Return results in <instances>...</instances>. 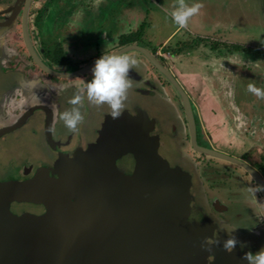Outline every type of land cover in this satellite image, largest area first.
Returning a JSON list of instances; mask_svg holds the SVG:
<instances>
[{"label":"water","instance_id":"water-1","mask_svg":"<svg viewBox=\"0 0 264 264\" xmlns=\"http://www.w3.org/2000/svg\"><path fill=\"white\" fill-rule=\"evenodd\" d=\"M132 50L140 51L177 89L194 149L239 164L257 185H264L261 173L245 160L198 144L189 94L149 48L132 43L110 54ZM129 77L136 93L157 95L138 65ZM9 82L2 75L0 87L7 90ZM63 90L68 88L49 86L47 106H32L0 127V136L17 130L0 143V264H248L243 254L262 248L254 241L243 251L238 245L231 253L223 248L228 236L196 199L194 185L200 180L183 143L171 157L162 155L156 131L161 120L138 101L126 100L122 115L113 119L107 104L89 106L85 98L86 117L91 107L95 111L96 134L90 143L56 141L51 129ZM38 109L48 115L46 142L31 138L25 126ZM172 112L164 122L171 137L183 140L182 123ZM25 137L31 141L29 153L8 150L9 143ZM212 203L217 212L228 209L219 199ZM25 204L33 209L20 208ZM246 214L238 215L246 219ZM243 229L260 239L256 224ZM205 237L219 239L211 252L200 246Z\"/></svg>","mask_w":264,"mask_h":264},{"label":"flooded vegetation","instance_id":"flooded-vegetation-1","mask_svg":"<svg viewBox=\"0 0 264 264\" xmlns=\"http://www.w3.org/2000/svg\"><path fill=\"white\" fill-rule=\"evenodd\" d=\"M103 1L105 0H102V2ZM154 1L157 2V0ZM102 2L100 3L99 7H95L94 0H0V85L2 84V75H8L10 79L9 84H7V90L4 91L0 87V95L2 93L0 96V127L2 125L15 122L17 120V116L22 115L32 106L39 104L47 106L49 99V86H62L67 87L68 90H63L60 92V114L58 120L52 123V135L54 139L59 142H73V140H83V142L87 141L86 143H90V140H92L96 134L95 123H93L95 122L93 115L95 111L92 110L91 107V111L89 113L87 112L88 117H86V107H82V104L85 105L84 99L87 98L86 92L84 93L82 104L79 106L80 111L84 116V120L78 125L76 131H69L64 122L60 119L61 113L72 107L68 101L73 96L74 92H76L78 89H83L84 84L92 79V68L88 70L84 69L91 63H94L96 59L102 55H108L111 52L128 44L134 43L140 45L143 33L142 25L146 23L144 20L143 23L140 24L141 30L139 29V26L135 27L134 30H130V32L127 34H121L119 36V43L117 45L107 49L104 48V50L100 48L99 44L93 45L95 43L92 44L90 42L85 44L80 43L79 39L76 38V36L73 37V35L75 31L79 30H77V27L80 26V20L82 19V16H84V13L88 12L89 10H94L97 8L103 9L105 4L102 5ZM67 16L72 18L70 22H65L64 18ZM97 24L98 23H96L95 20H92L86 25L90 30H93L94 26ZM49 28L51 29L52 35L48 32ZM130 35L135 37L134 41L132 42H129ZM87 37L89 38V36ZM171 37H169V39ZM207 37L208 36L204 34H197V37H193L191 39L193 41H191L192 43L185 42L182 44V46L184 45L186 47L188 45L194 44V46L200 47L199 45L204 43L203 45L206 47L210 46V49H214L215 44L221 41L227 48L229 47V52L227 55H224L221 51H216L217 53L212 51L214 54H212V57H216L217 59L215 68L222 71L224 70V72H222L219 77H227V82L231 84L233 83L235 85L233 71L237 72V63L241 62L235 53L241 50V46L239 45L234 47L235 43L233 41L228 42L221 36L216 39L213 36H210V39L213 40V43L208 45V42L205 40ZM163 42L157 47L153 48L151 51L156 56V58L173 73L171 68L168 67L165 62H167L169 58H175L176 56L180 55L182 53V46L179 45L180 47L177 46L174 48L170 45L169 41L165 44H163ZM86 44L87 47H93V49L90 48L84 54V57H82L81 50L82 47L86 46ZM178 49L180 51H178ZM141 60L143 61L144 59ZM146 60L149 63L146 70L148 71V74H150L147 79L153 84L152 90L155 89L163 95L172 93L173 96L170 97L171 102L174 103L178 110H182V112H179L185 128L184 138L188 143V147L194 153L193 155L195 157H193V159L195 162L205 164V166L202 167L201 176L204 183L206 184V189L208 190L211 187H220L227 184V181L235 182V184L232 185L235 196L240 193L241 198L243 197L245 201L251 203V207L254 205L257 208V211L255 210L256 212H253L252 210V214L256 218V228H259L262 232H264V220H261L262 217L264 218V204L262 205L261 202H258V197L264 201V196L261 192H258V194L255 193V195L254 191H252V189L257 186L255 181L250 177L245 169L242 172H238L237 166L236 168H228L225 165L227 168H225V170H221L217 167L219 166L218 164L211 161H216V159H219V161L216 162L221 164L220 160L225 159L207 155L194 149L191 142V134L185 110L179 93V97H175L176 93L173 92L172 83L148 60V58H146ZM225 60L234 62V65L225 66ZM139 64V67L143 69L145 65L140 62ZM175 77L178 79L177 75H175ZM178 81L184 87L183 83L179 79ZM17 83L19 84L18 87L16 86ZM3 86L6 87V84ZM184 89L191 98L193 109L196 106L198 112V106L193 98V95L187 88L184 87ZM230 91L228 93L224 92L218 96L219 100H222L221 103H223L225 108L227 115L226 122L230 123L229 127L235 130L236 127H239V125L244 126L245 132L247 134L246 136H252L250 134L251 130L247 129V126L249 123L253 124L257 122L260 123L259 126L262 125L264 121V108L262 109V106L260 109L257 108V102H253L254 98H252L253 100H245L253 107V109H255L253 111L255 113L252 116H249L246 113L245 116H242L241 108L243 107V104L242 102H237L235 99H233L235 91L233 93ZM69 94L70 96H68ZM226 96L230 97L229 102L232 104L233 110H230L226 105L227 103H224L227 99ZM256 97L257 96H255V98ZM260 102H264V99L260 100ZM89 106L92 105L89 103ZM4 111L6 113H4ZM197 112L194 109L197 125L198 144L217 149L245 160L254 166L264 178V162L262 164H258L254 159L248 156L250 154L244 153L239 155L235 153L234 150L231 153L228 150H225V148L223 149L221 145H218L216 142L212 141L211 133L204 130ZM5 116L7 117L5 118ZM247 116L249 118H247ZM47 117L48 115L45 110L38 109L29 118L25 126L30 131L31 138L35 136L36 139L46 142V124H48ZM261 127L260 129H263V127ZM16 132L17 130L0 136V143L7 137L16 136ZM56 152L58 154V150H56ZM237 165L240 166L239 164ZM209 166L213 169L210 174L208 173Z\"/></svg>","mask_w":264,"mask_h":264},{"label":"rangeland","instance_id":"rangeland-1","mask_svg":"<svg viewBox=\"0 0 264 264\" xmlns=\"http://www.w3.org/2000/svg\"><path fill=\"white\" fill-rule=\"evenodd\" d=\"M186 3L188 5L193 3H201L203 7L200 9L197 15L189 19L186 28H178L176 30V32L168 40L170 45L176 48L179 45L182 46V44L185 42L192 43L193 41L191 39L193 37H197V34L207 35L208 37L205 40L208 42L207 44L210 45L213 43V40L210 39V36L215 35L213 32L218 33L217 35H219V37H228L231 39V41L235 43L234 47L240 45L241 50L235 53L241 62L237 61L239 62L237 63V72L233 71L235 78V94L233 99H235L237 102H243L245 100L248 101L249 99L254 98L253 102H257V108L260 109L262 106L263 109L264 102H260L262 99L258 97L255 98V95L249 92L247 88L249 84H255L257 88L264 89V0H186ZM102 5H104L103 9L97 8L94 10H89L88 12L84 13V16H82V19L80 20V26L77 27V30H79L75 31L73 35V37L76 36V38L79 39L80 43L85 44L90 42L92 44L95 43L93 45L99 44L100 48L103 50L104 48L107 49L113 47L119 43V36L121 34L129 33L130 30H134L135 27H139L140 24H142L145 20L146 23L142 25L143 33L140 45L146 46L152 50L162 43L168 37V35H170L172 31L178 27V25L173 22L171 16L169 15L176 5V0H157V2L154 0H105L102 2ZM71 19L72 18L69 16L64 18L65 22H70ZM92 20H95V22L98 24L94 26L93 30H90L86 24ZM197 24H203V26L199 27ZM139 29L141 30V26ZM48 32L52 35L50 28ZM87 36H89V38ZM203 44L204 43L200 44V47L194 46V44L188 45L186 47L184 45L182 46V53L179 59L182 61L178 60L179 62L176 63V66L181 72L184 73L186 71H190L191 69L198 68L207 69L206 64L210 61V59H212V51H214V53H217L216 51H221L224 55H227L229 52V47L227 48L221 41L217 42L216 44L214 42V49H210V46L206 47ZM90 48L93 49V47H87V44L86 46L82 47L81 56L84 57V54ZM126 54L139 58L137 59L138 62L145 65L142 69L145 77L150 76L146 70L149 63L146 60V57L140 51L132 50L126 52ZM166 54L168 55L167 52ZM190 56L192 60L189 62L187 61V57L190 58ZM141 59L144 60L142 61ZM224 62L225 66L234 65V62L230 60H225ZM165 63L171 68L174 75H177L178 79L180 80L179 75L173 70L174 64L172 62V58H169ZM210 68L212 67L210 66ZM133 84L134 82L132 85ZM132 87L128 90L127 101L129 102V99L138 101L148 110L151 116L156 117L158 121L161 120L156 127V131L161 137V146L159 148L160 153L167 157H171L174 154V149H176V146L179 147L183 143L182 149L192 160V165L200 180L198 181V184L195 182L194 185V194L196 199L198 203L204 207L212 215V217H214V219L216 218L215 220L218 222L221 232L228 237L229 235L236 236L237 239L244 245H246L248 241H254L258 245L260 243L262 248H264V232H262L259 228H256V232H260L259 239L257 238L258 236L253 234V232H250V230L246 231L243 229L248 224H252L254 226L256 223V218L251 213V211H257V208L254 205V207H251V203L245 201L243 197L241 198L240 193L235 196L232 186L235 184V182L227 181V184L220 187H211L208 190L206 189V184L204 183L201 176L202 167L205 166V164L198 162L196 163L193 159V157H195L193 155L194 153L188 147V143L184 138L185 128L180 116V112H182V110H178V108L175 107L174 103H172L170 100V97H172L173 94L169 93L167 95H163L159 93V91H156L157 95L155 96L140 95L136 93ZM172 89L173 92L176 93L175 97H179L178 92L173 85ZM196 97H198V95H193L197 106H199ZM226 97L227 99L224 103H227V107L230 110H233L232 104L229 102L230 97ZM194 109L197 112L196 106ZM169 111H175L179 116V120L182 123L183 140L178 138L174 139L168 132V125L164 122V117L166 118V116L169 114ZM37 142L34 143L40 144L39 140H37ZM29 143H31L29 137H25L21 138L19 142L17 140L16 143L11 142L7 146L12 147H8V150L12 151L13 153L22 154L24 152L29 153V151H26L27 148L31 149V144ZM222 148L226 149V147L223 146ZM41 150L44 151L45 149L43 148ZM228 151L231 153L233 152L231 149ZM1 155H3L2 152H0V159L3 157ZM170 160H172V158H170ZM216 161H219V159H216ZM216 161L212 160L211 162L218 164L219 166L217 167L221 170H225L227 167L236 168L237 166L238 172L244 171V168L234 164L233 162L220 160V164ZM208 171L206 172L210 174L213 169L209 166ZM255 193L258 194L257 192H254V194ZM217 199L222 201V203L226 205L228 209L223 212H217L212 203ZM258 202H261L262 205L264 204V201L261 198L259 199V197ZM29 205L25 204L20 208L28 210L33 209V207ZM239 212L247 213L246 219L239 217ZM261 220H264V218L262 217ZM238 246L240 247L239 244ZM240 249L243 251L244 246L240 247Z\"/></svg>","mask_w":264,"mask_h":264},{"label":"clouds","instance_id":"clouds-1","mask_svg":"<svg viewBox=\"0 0 264 264\" xmlns=\"http://www.w3.org/2000/svg\"><path fill=\"white\" fill-rule=\"evenodd\" d=\"M102 0H94V6L99 7ZM203 7L201 3L188 5L186 0H176V5L169 13L173 22L180 28H186L189 19L197 15ZM135 56L123 52L110 55H102L96 59L92 68V79L84 84L83 89H78L69 99L68 103L72 107L61 113L60 119L64 122L69 131H76L79 124L84 120L80 111V105L86 92L87 100L91 105L101 106L107 104L111 109L110 115L113 119H118L124 109V102L127 100L128 90L132 87L129 72L138 65ZM247 90L260 99H264V89L257 88L255 84H249ZM254 192H264V185H257ZM219 244V239L209 240L205 237L201 242V248L211 252V245ZM243 247L236 236L229 235L223 242V248L231 253L237 245ZM242 259L248 264H264V248L255 253L249 251L243 254Z\"/></svg>","mask_w":264,"mask_h":264},{"label":"crops","instance_id":"crops-1","mask_svg":"<svg viewBox=\"0 0 264 264\" xmlns=\"http://www.w3.org/2000/svg\"><path fill=\"white\" fill-rule=\"evenodd\" d=\"M200 24H197V26L202 27L203 24ZM178 28L179 26L168 35L163 44L168 42L169 37H171ZM213 33L215 34L213 36L215 39L219 37V35H217L218 33ZM223 39L231 42V39L228 37ZM180 57L181 54L172 58L174 64L173 70L179 75L181 82L189 92L192 95H198L196 98L199 104V119L204 130L211 133L212 141L216 142L218 145L226 147L225 150H234L235 153L239 155L248 153L250 154L248 156L254 159L255 162L262 164L264 162V121L261 125L263 129H260L261 126H259V122L253 124L249 123L247 129L251 130L250 134L252 135L249 137L246 136L247 134L244 126L239 125V127H236V130L229 127L230 123L226 122L227 115L225 108L223 103H221L222 100L220 101L218 96L224 92L228 93L230 90V92L233 93L235 87L233 83L231 84L227 82V77H219L224 70L222 71L215 68V63L217 62L216 57H212V59L206 64L207 69H191L184 73L176 66L177 62L182 61L179 60ZM191 60V56L190 58L187 57V61L190 62ZM210 66L212 68H210ZM242 104V116H245L246 114L249 116L254 115L255 112L253 111L255 109H253L250 104L246 101H243ZM247 118L249 117L247 116Z\"/></svg>","mask_w":264,"mask_h":264},{"label":"trees","instance_id":"trees-1","mask_svg":"<svg viewBox=\"0 0 264 264\" xmlns=\"http://www.w3.org/2000/svg\"><path fill=\"white\" fill-rule=\"evenodd\" d=\"M134 38H135V37H134L133 35H130V36H129V42L134 41ZM178 51H180V50L178 49ZM174 52H175V51H174Z\"/></svg>","mask_w":264,"mask_h":264}]
</instances>
